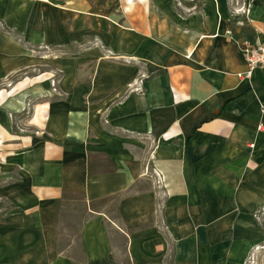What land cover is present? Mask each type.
Instances as JSON below:
<instances>
[{
	"label": "crops",
	"instance_id": "1",
	"mask_svg": "<svg viewBox=\"0 0 264 264\" xmlns=\"http://www.w3.org/2000/svg\"><path fill=\"white\" fill-rule=\"evenodd\" d=\"M245 42L264 0H0V264H247L264 69L238 78Z\"/></svg>",
	"mask_w": 264,
	"mask_h": 264
},
{
	"label": "rangeland",
	"instance_id": "2",
	"mask_svg": "<svg viewBox=\"0 0 264 264\" xmlns=\"http://www.w3.org/2000/svg\"><path fill=\"white\" fill-rule=\"evenodd\" d=\"M251 0H230V3L232 7L244 9L248 7V3H250ZM14 82V79L11 81ZM0 88H8V84L6 85H1ZM84 207L82 206V202L80 200L75 199V198H67L66 199V205L64 208V227L62 229L63 232V238L66 242L69 241V238L71 236H76L78 232V227L76 226L77 224L75 223L76 219L75 210H82L79 212H83ZM74 216H73V215ZM72 215V216H71ZM80 213H77V217H80ZM67 219V221H66ZM78 221H80V218H78ZM75 226H72V225ZM70 236V237H69ZM65 243V242H64ZM63 243V245H64ZM247 264H264V244L257 247L256 250L251 254L250 258L248 259Z\"/></svg>",
	"mask_w": 264,
	"mask_h": 264
},
{
	"label": "built area",
	"instance_id": "3",
	"mask_svg": "<svg viewBox=\"0 0 264 264\" xmlns=\"http://www.w3.org/2000/svg\"><path fill=\"white\" fill-rule=\"evenodd\" d=\"M231 35V33H228ZM242 54L247 64V71L242 74H238V78L241 81H251L256 69H264V44L254 45L249 42H245L242 46ZM264 114V107L261 109ZM264 130V126L259 127V131ZM160 179L161 176L158 175Z\"/></svg>",
	"mask_w": 264,
	"mask_h": 264
}]
</instances>
